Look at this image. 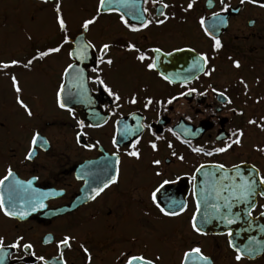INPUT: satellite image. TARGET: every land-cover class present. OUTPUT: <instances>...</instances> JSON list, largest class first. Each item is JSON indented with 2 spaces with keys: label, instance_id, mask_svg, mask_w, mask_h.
Listing matches in <instances>:
<instances>
[{
  "label": "flooded vegetation",
  "instance_id": "flooded-vegetation-1",
  "mask_svg": "<svg viewBox=\"0 0 264 264\" xmlns=\"http://www.w3.org/2000/svg\"><path fill=\"white\" fill-rule=\"evenodd\" d=\"M163 2L170 5L164 11L175 18L162 25L153 24L141 32L132 33L123 28L118 16L104 14L84 34L86 39L93 42L103 40L116 44L109 53L114 59L113 67L111 70L102 67L105 68L108 82L124 98L118 116L111 113L106 115L111 98L98 90V86L91 85L96 111L102 116L106 115L109 121L100 128L84 129L87 135L82 143L99 141L96 148L88 150L75 143V120L55 106L54 93L62 68L69 60V45H64L59 53L34 61L30 70L23 67L5 70L17 76L22 89L21 98L32 109V118H28L16 103V93L9 76L0 72V178L11 167L15 179L25 182V185L32 180V188L38 190L37 195L59 193L49 195L45 200L46 207L31 213L25 221L10 219L0 212V235L6 238V243L22 234L26 241L33 243L38 254L51 258L57 255L55 241L65 234H71L75 240L71 242V249L64 251L67 264H87L80 244L89 250L91 264H118L117 258L122 251L136 253L145 249L149 255L156 253L161 256L159 264H179L182 251L187 250L189 245L200 247L212 264H264V253L245 254L241 261L235 260V251L229 247L228 240L232 239L234 245L243 250L247 244L237 242L245 240L240 237L243 234L228 237L223 233H207L200 236L191 230L189 223L195 210L190 179V170L195 165L222 163L225 170H230L233 164H239L241 174L249 180H258L255 172L264 176V152L256 150L264 148V130L247 123L249 119L260 122L264 118V8L247 3L240 5V0H226L231 7L221 14L226 21L219 27V30L222 29L218 34L222 48L213 52L211 40L203 35L198 20L204 16L209 18L208 23L211 24V13L219 11V0H213L212 8L208 7L207 0H194V8L188 12L183 9L189 0ZM45 3L56 4V0H0V61L17 59L23 63L36 55L37 50L56 46L64 35L73 41L79 39L80 26L77 28L71 8L65 9L63 4L60 6L67 33H62L58 28L55 6L52 16L56 25L53 29L45 28ZM148 7L151 18H155V7ZM132 23L138 22L133 20ZM97 24L100 26L94 30ZM129 41L142 50L157 46L163 51H172L174 46L195 49V52L188 51L191 52L189 57L176 58L179 53L161 56L157 62L159 72L187 76L188 65L199 52L208 54V66L216 70L211 76L195 74L196 78L187 85L179 80L168 84L157 72H149L136 61L134 53L123 49L122 45ZM95 55L92 53L86 62L88 70L95 66ZM234 60L239 61V68L233 67ZM241 80L247 84V89L240 83ZM191 88L196 91L188 95ZM213 88L217 93L227 89L226 95L231 104L212 92ZM182 92L186 94L180 95ZM130 94L137 96L134 105L125 102ZM145 97L163 103H153L145 110ZM171 97L177 99L169 104L167 101ZM45 98L49 99L51 106H47ZM70 106L74 108L75 119L86 123L92 121L88 107L79 103ZM232 109L243 115L234 114ZM131 114L144 117V122L152 125V132L162 137L157 141L159 150L152 151L149 141L154 140V136L145 129L138 145L141 159L137 161L123 155L129 145L117 136L121 154L118 182L95 199H89L92 189L102 187L108 172L112 171L104 169L105 163L112 161L111 153L116 150L111 143L114 134L112 123L122 118L134 125L136 121ZM181 124L183 128L178 127ZM169 128L181 139L190 140L192 146H203L207 150L223 146L218 136L227 138L236 129H241L244 135L242 143L233 145L227 152L204 156L191 152L187 145L168 131ZM184 129H189L190 134L185 135ZM33 131H39L49 144L38 146L34 158L26 161L24 156ZM169 141L172 149L167 147ZM172 151L178 156L183 155L185 160L173 157ZM153 158L164 161V178L174 179L175 174L182 177L188 174L187 178L166 186L177 200L187 202V210L180 216L163 217L150 205L149 190L159 179L153 175V171L161 170L153 168ZM8 183L0 187V195H3L6 206ZM254 187L255 202L253 195L249 197L251 203L248 211H251V217L257 218L264 212V196L260 195L264 192V185L256 183ZM20 191L23 195V190ZM242 214H246V209ZM246 222L241 218L237 223ZM49 234L54 238L53 242L44 244V237ZM7 264L18 262L9 258ZM23 264H33V260L25 256Z\"/></svg>",
  "mask_w": 264,
  "mask_h": 264
},
{
  "label": "snow or ice",
  "instance_id": "snow-or-ice-1",
  "mask_svg": "<svg viewBox=\"0 0 264 264\" xmlns=\"http://www.w3.org/2000/svg\"><path fill=\"white\" fill-rule=\"evenodd\" d=\"M47 2V0H45ZM245 3L264 8V0H240V5ZM209 8L213 7V0H207ZM148 5L155 7L157 16L151 18ZM219 11H212L210 19L212 23H208V19L201 16L198 20V25L200 30L203 32L205 37L211 40V49L213 52H218L222 48V43L220 38L214 33L219 29L220 25L225 24L222 13H226L230 10V5L226 0H219ZM170 5L164 3L163 0H98L95 14L91 18L83 19L80 24L81 34L79 39L75 41L71 40L68 35L62 36L61 42H58L56 46L49 47L45 50H37L36 55H33L30 59L21 63L20 60L11 59L9 61H0V72L4 75L9 76L11 85L16 93V103L21 109H23L24 114L28 118H32L34 113L28 104L24 102L21 98V87L19 81L15 74L9 73L5 70L13 67H23L24 69H31L33 62L36 60H43L45 57L53 53L61 52L64 45H69V50L67 51L68 62L62 68L58 84L54 93L55 96V106L56 108L67 112L75 120V143L82 148L91 150L99 145V141L95 143H82L83 137L87 135L84 131L86 128H100L104 124H108L109 121L106 118L107 113H111L113 116H118V110L121 109V102L124 99L121 93L115 89L109 82L107 74L105 73L106 66L109 70L114 65V59L109 55L110 50L116 46L115 43H109L106 41L93 42L90 39H86L84 34L90 31L91 26H94L98 20L104 14L118 16L119 23L124 29L132 33H138L144 29L149 28L151 25L156 26L164 24L170 18H175L174 15L170 17L164 10L169 8ZM194 8V0H189L187 7L183 10L188 12ZM55 20L58 25L59 30L62 33H67V24L62 16L60 0H56L55 4ZM162 17V19L160 18ZM135 20L138 23H132ZM31 39V37H29ZM123 49L127 52L134 53V59L139 61L149 72H157L160 78L166 81L168 84H174L178 80L182 81L185 85L191 80L195 79V74H203L204 76H211V74L216 70L215 68L209 67V56L205 52L196 53L192 62L188 65L187 72L189 75L182 76L180 73L165 74L158 71V61L161 56H172L173 53H180L184 51L195 52L194 48H184L179 46H174L172 51H163L161 47H151L146 50H142L136 44L132 42H126L122 45ZM95 53V66L90 70L87 69V61L90 55ZM148 53H152L151 56ZM231 59V57H229ZM147 61V63H145ZM233 67L239 68V61H232ZM241 84H244L245 89H247V84L241 80ZM91 85L98 86V90H102L107 97L111 100L106 108V115L102 116L100 112L96 111V99L91 95L92 88ZM212 92L217 93L215 88L211 89ZM196 89L191 88L188 90V95L195 92ZM227 89L222 92H218L217 95L222 97L227 104H231V100L226 95ZM186 93H180V95H185ZM177 97H171L167 103L171 104L173 100ZM128 104H136L137 96L135 94H130L128 99L125 101ZM81 104L90 109V114L92 116V121L86 123L84 120L75 119L74 108L70 105ZM153 103L160 105L163 103L161 100H153L152 97H145L143 107L145 110L149 109ZM236 115H243V113L236 112L235 109L231 110ZM133 120L136 121L134 125L126 123L122 118L115 119L112 123L113 136L111 143L116 149L111 153L112 161L106 162L104 169H112L108 172V178L103 182L102 187L92 189V195L89 199H95L100 195L106 188L110 185L118 182L120 175V165H121V154L119 152V144L117 142V136L121 140H126L129 147L125 150L123 155L134 158L139 161L141 159V151L138 147L140 144L141 137L145 129H147L154 136V140L149 141V146L153 152H157L158 144L157 141L161 140L162 137L152 132V125L144 122V117L131 114ZM103 121V124L101 123ZM249 125H254L256 127L264 130V118L258 122L255 119H249L247 121ZM178 127L183 128V125H178ZM177 140L181 143L187 145L191 152L196 154H202L204 156H213L216 154H221L227 152L233 147V145H240L242 143V137L244 135L241 129H236L231 131L227 138L218 136L217 139L221 141L223 146L214 147L212 150H207L203 146H192L191 141L188 139H181L179 135L172 129H168ZM185 135L190 134L189 129H184ZM49 141L43 139L39 131H33L28 142V148L24 156V160L30 161L36 155V149L38 146L48 145ZM169 149L173 148L172 143L169 141L167 143ZM257 151L264 152V148H257ZM173 157H176L180 161H184L185 157L183 155H177L175 151L171 152ZM164 161L158 158H153L151 160V165L154 169L153 175L158 177L155 183L152 185L148 193V199L150 205L154 206L158 213L163 217H177L181 213L187 210V202L177 200L171 193L168 192L166 186L170 184H175L181 179L187 178L188 174L181 176L175 174V178H164L166 171L162 169ZM206 168L215 169L218 172H223V176L219 179H215V173H210L205 171ZM253 171L255 172V166L253 165ZM203 173L205 176L204 184L209 185L208 177H213V181L209 186L210 190L201 187L199 183V175ZM232 173V174H230ZM258 180H249L246 176L241 174L240 165L233 164L230 171H225V165L212 164L206 165L199 163L195 165L190 170V179L192 181L193 191L192 196L195 203V210L190 216V227L191 230L197 235L204 236L207 233L204 231V225H207L212 220H219L225 226L235 223V219L231 215L232 203L230 201L240 202L247 201L249 197L254 195L256 183L264 185V176H260L258 172H255ZM11 178V179H10ZM225 181H229L225 183ZM238 181V182H237ZM5 182H9L7 186L8 190V202L7 206L5 204V199L3 195H0V212L3 213L5 217L10 219H16L19 221H25L31 213L38 210L44 209L46 207L45 200L48 199L49 195H59V193H39L38 190L32 188V180L26 182H21L15 179L13 170L9 167L6 170V175L0 178V187L5 185ZM23 190V195L21 191ZM213 193L215 195L213 196ZM222 193H228V195H222ZM260 195L264 196V192ZM210 198L214 199L216 202H210ZM220 201H223L221 204ZM19 204V207L17 206ZM254 206V205H253ZM264 207V205H262ZM223 209V210H222ZM151 211V209H150ZM148 214V213H146ZM251 216V211L248 212ZM264 216V212L261 213ZM228 237L233 236V232L228 230L223 233ZM53 237L51 234L44 237L43 243L50 244L53 242ZM75 240V237L71 234H65L55 241V248L57 255L55 257L48 258L44 254H38L34 248L33 243L26 241L24 235H16L10 243H6V238L0 235V264H7L9 258H14L18 264H23L25 256L30 257L33 260V264H67V260L64 256V251L66 249H71V242ZM249 246L241 250L236 247L232 239L228 240V245L235 251V260L237 262L241 261L245 254L249 256L253 255L257 248L253 245H258V241H253L249 238ZM81 249L87 264H91V254L89 250L80 244ZM19 253V254H17ZM118 264H159L161 256L159 254H147V250L141 252L132 251H122L119 254ZM179 264H212L209 256L205 255L200 247L188 246L187 250L182 251Z\"/></svg>",
  "mask_w": 264,
  "mask_h": 264
},
{
  "label": "water",
  "instance_id": "water-1",
  "mask_svg": "<svg viewBox=\"0 0 264 264\" xmlns=\"http://www.w3.org/2000/svg\"><path fill=\"white\" fill-rule=\"evenodd\" d=\"M220 32H222V29L221 30L218 29L214 34L218 36ZM190 54L191 52L184 51V52L177 54L176 58H182ZM205 171L210 172V173H215L216 180H219L224 174L223 172H218L217 170L211 169V168H206ZM225 171H230V170H225ZM205 179L206 178L204 174L201 173L199 175V183L201 187L206 188V193H207V190H210L209 186L211 185L213 181V177L210 176L207 178L209 181L208 186L204 184ZM228 182L229 181H225V183H228ZM214 195L215 193H213V196ZM222 195H228V193H222ZM210 202H216V201L210 198ZM254 202H255V194L253 195V203ZM220 203L222 204L223 201H220ZM230 203H232L231 215L233 216L236 222L231 225L225 226L219 220H212L207 225H204V231L206 233H226L228 230H231L233 234H236V233L238 235L243 234V236L241 235L240 237L245 238V240L243 241L237 240V242L238 243L244 242V244L246 243L248 247L250 243L249 238H251L253 241H258L259 244L258 245L254 244L253 246L257 248V251H256L257 254H263L264 253V216L261 215L257 218H253L248 215V212H249L248 208H249V204L251 203L250 199H248L247 201L242 200L238 203L235 201H230ZM245 209H246V214H242L245 211ZM241 218H244V220L247 222L245 224L237 223L238 221H240Z\"/></svg>",
  "mask_w": 264,
  "mask_h": 264
},
{
  "label": "rangeland",
  "instance_id": "rangeland-1",
  "mask_svg": "<svg viewBox=\"0 0 264 264\" xmlns=\"http://www.w3.org/2000/svg\"><path fill=\"white\" fill-rule=\"evenodd\" d=\"M97 2L98 0H64L61 1L60 4H63L65 9L71 8L77 23V28H79L83 19L90 18L95 14ZM54 6L55 4L45 3V28L48 27L53 29L56 25L52 16ZM99 26L100 25L97 24L94 30H96ZM45 101L47 106L52 105L48 98H45Z\"/></svg>",
  "mask_w": 264,
  "mask_h": 264
}]
</instances>
